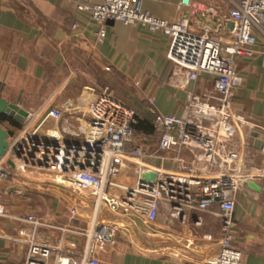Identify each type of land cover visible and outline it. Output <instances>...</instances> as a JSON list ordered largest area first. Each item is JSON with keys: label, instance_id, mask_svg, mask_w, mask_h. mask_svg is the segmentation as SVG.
I'll return each instance as SVG.
<instances>
[{"label": "crops", "instance_id": "1", "mask_svg": "<svg viewBox=\"0 0 264 264\" xmlns=\"http://www.w3.org/2000/svg\"><path fill=\"white\" fill-rule=\"evenodd\" d=\"M102 1L0 0V96L27 111H44L53 103L63 110L58 125L62 129L64 123L70 132L65 133L69 144L79 145L83 141L84 135H75L89 120L88 112L83 111L89 100L103 91L132 88L136 98L131 99L140 113L148 111L149 97L154 98L156 110L164 115H181L187 100V90L170 82L169 36L140 25L109 22L105 40L98 43L99 27L77 5ZM181 1L144 0L143 8L173 23L187 19L192 32L208 30L224 44L232 43L231 0H189V5L182 8ZM75 24L77 27L73 28ZM259 45L264 47L263 33L259 35ZM236 71L243 83L235 91L232 106L248 122L240 127L241 133H234L233 140L238 149L244 150L243 171L255 170L260 175L236 193L233 245L243 253V264H264V61L260 56L241 57ZM213 84L211 77L202 75L198 93L213 89ZM120 93L125 99L126 92ZM67 103L80 107V111H66ZM46 125L55 128L56 122L50 120ZM137 133V142L149 152L157 149V133ZM194 155V151L186 150L183 157L191 160ZM2 166L12 167V163L3 161ZM12 170L15 175L0 179V199L10 215L0 217V264H25L27 242L33 235L36 242L54 250L48 264H55L57 254L81 256L89 223L74 219L65 201L73 199L80 209L92 212L95 198L57 183L44 171L18 173L13 167ZM137 181L134 166L125 168L116 179L127 186H135ZM110 193L115 197L124 194L117 189ZM28 216L42 224L34 228L26 221ZM109 216L120 224L123 221L119 219L126 220L127 229L117 232L115 243L97 251L100 264H189L195 259H209L219 250L218 245L203 239L206 234L221 235L220 219L209 212L186 208L181 217H172L171 210L164 207L152 228L135 217ZM169 232L182 241L168 238ZM187 240L194 242L198 251H188ZM171 250L178 251L183 258L174 257Z\"/></svg>", "mask_w": 264, "mask_h": 264}, {"label": "built area", "instance_id": "2", "mask_svg": "<svg viewBox=\"0 0 264 264\" xmlns=\"http://www.w3.org/2000/svg\"><path fill=\"white\" fill-rule=\"evenodd\" d=\"M231 2L229 17L234 27L230 44L211 36L208 30L192 32L187 19L173 23L153 16L144 10V0H103L98 4L77 5L99 27L98 43H103L107 36L108 21L140 25L169 36L170 82L187 90V100L181 115H164L156 110L154 98H148V111L153 115L152 124L158 135V147L152 152L136 141V109L108 91L89 100L88 128L79 145L66 141L58 125L63 119V110L53 103L44 111H28L23 128L11 138L8 152L0 161V179L12 176V167L18 173L44 171L57 183L95 198L92 212L80 209L73 199L65 201L74 219L89 223V231L85 233L87 243L81 256L57 254L55 264H62L64 259L69 264H100L97 251L108 243H115L117 232L127 229L126 220L121 218L119 221L123 222L117 223L109 214L135 217L152 228L164 207L171 210L172 217H181L189 208L209 212L221 221L219 237L203 235L204 240L219 246L217 254L189 264H243V253L233 245L235 196L245 183L260 174L255 170L243 171L244 150L238 149L233 136L248 121L233 110L232 100L243 83L236 71L237 60L260 56L264 61V47L259 45V35L264 36V0ZM188 5L189 0H182L180 7ZM76 27L77 24L73 25ZM202 75L213 79V94L198 93L197 84ZM68 104L64 105L66 111H80V107ZM50 120L56 122L55 128H46ZM186 150L194 151L193 159L183 157ZM3 161L12 163V167L5 168ZM129 166H134L138 173L135 186L116 182ZM144 170L157 173L153 184L140 181ZM111 189L124 194L115 197ZM0 217H10L1 199ZM26 221L34 228L42 224L34 216H28ZM167 237L182 241L172 232ZM34 238L35 235L27 242L25 264H48L54 250ZM185 248L198 251L199 247L187 240ZM171 253L178 259L183 258L176 250Z\"/></svg>", "mask_w": 264, "mask_h": 264}, {"label": "water", "instance_id": "3", "mask_svg": "<svg viewBox=\"0 0 264 264\" xmlns=\"http://www.w3.org/2000/svg\"><path fill=\"white\" fill-rule=\"evenodd\" d=\"M113 23L114 21H108V23ZM232 26L234 23L231 24ZM6 114L15 117L21 123H24L25 117L28 114V111L24 108L20 107L19 105L9 102L5 98L0 96V115ZM87 125H81L79 127L80 133H73L77 136L84 135L87 131ZM62 131L64 133L70 134V132L62 125ZM11 140V135L9 132L3 128L0 124V161L6 156L8 149H9V142ZM157 179V173L153 170H144L140 174V181L146 184H153ZM62 264H69L68 259H64Z\"/></svg>", "mask_w": 264, "mask_h": 264}, {"label": "trees", "instance_id": "4", "mask_svg": "<svg viewBox=\"0 0 264 264\" xmlns=\"http://www.w3.org/2000/svg\"><path fill=\"white\" fill-rule=\"evenodd\" d=\"M152 122L153 115L150 114L149 111L141 113L140 116L138 114V124L135 127L136 131H142L147 134L155 133ZM0 124L9 132L11 138L15 136L16 131H20L23 128V123L18 121L15 117L6 114L0 115ZM4 124L7 127L4 126Z\"/></svg>", "mask_w": 264, "mask_h": 264}, {"label": "rangeland", "instance_id": "5", "mask_svg": "<svg viewBox=\"0 0 264 264\" xmlns=\"http://www.w3.org/2000/svg\"><path fill=\"white\" fill-rule=\"evenodd\" d=\"M119 89V92H118V90H115V89H110L108 92L109 93H111L112 95H114L115 97H117V98H119V99H121V100H124V102L125 103H127L129 106H131V107H133V108H135L136 109V111H137V113L138 114H141L140 113V111L136 108V106L134 105V102H133V99H131V98H133V97H135L136 98V95L133 93V90H132V88H130V90H129V88H127V87H124V88H120V87H118ZM120 90H124V92H126V95L124 96L125 97V99H122L121 98V93H120ZM213 89L212 88H210V90H208V91H205L203 94H206L207 92H209V94H213ZM104 92V91H103ZM102 92V93H103ZM101 94V93H100ZM99 94V95H100ZM130 97V98H129ZM147 103V110H148V107H149V104H148V102H146ZM85 111L86 112H88V107H86V109L83 111V113H85ZM4 126H6L5 124H4ZM7 127V126H6ZM46 128H50L48 125H46ZM149 135H152V134H149ZM138 138H140V134H136V141H138ZM118 183V182H117Z\"/></svg>", "mask_w": 264, "mask_h": 264}]
</instances>
